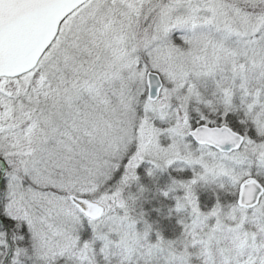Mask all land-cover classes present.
Wrapping results in <instances>:
<instances>
[{"label": "snow or ice", "instance_id": "snow-or-ice-1", "mask_svg": "<svg viewBox=\"0 0 264 264\" xmlns=\"http://www.w3.org/2000/svg\"><path fill=\"white\" fill-rule=\"evenodd\" d=\"M0 264H264V0H0Z\"/></svg>", "mask_w": 264, "mask_h": 264}]
</instances>
